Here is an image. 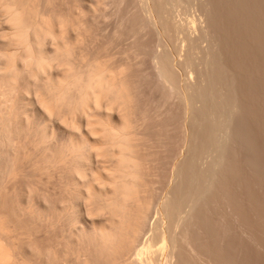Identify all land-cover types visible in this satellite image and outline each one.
Wrapping results in <instances>:
<instances>
[{
  "label": "rangeland",
  "instance_id": "1",
  "mask_svg": "<svg viewBox=\"0 0 264 264\" xmlns=\"http://www.w3.org/2000/svg\"><path fill=\"white\" fill-rule=\"evenodd\" d=\"M15 1L33 20L35 17L38 22H46L40 24L55 27L59 40L73 53L70 60L75 73L87 76L93 69H103L112 74L109 78L117 87L120 85L123 96H128L125 98L129 102L139 195L141 205L148 204L152 221L163 205L174 199L178 173L187 169V161L197 149L191 93L201 86H215L220 93L236 96L239 117L232 123L235 139L228 143L230 157L208 206L198 208L196 216L192 214L185 227L177 230V257L173 263L264 264V0H192L193 5H182L178 0L172 7V31H167L160 21L157 0ZM3 18L0 10V19ZM47 42L53 48L52 42ZM205 59L211 60V66L205 64ZM191 62L195 66H190ZM216 63L223 65L227 73L213 76L217 74ZM104 109L96 111V118L113 114L115 122H121L118 108L110 114ZM33 112L29 120L20 118L18 123L19 148L12 157L15 179L0 183V246L12 250H7L10 255L6 252L12 255L11 263L14 258V264H135L133 249L148 237L143 235L148 229L134 247L128 245L129 237V241L125 237V243L119 242L123 236L108 246L103 244L95 228H110L107 213L92 211L87 215L85 206L89 204L83 205L81 193L77 195L78 178H71L68 166L56 162L67 132L58 129L47 146L41 145L44 121L38 109ZM89 129L86 126L82 131L88 134ZM92 134L88 136L92 141L96 134L100 136L96 133L92 138ZM96 151H92L94 162L88 163H94L96 171L112 168L113 161L103 159L101 154L97 158ZM79 160L73 166L77 167ZM206 160L202 159L201 167L205 168ZM80 164L78 169L86 165L83 168L89 171L90 164ZM102 184H95L97 193H106L107 188H97ZM68 187L79 191L72 189L77 194H71ZM102 192L99 193L104 196Z\"/></svg>",
  "mask_w": 264,
  "mask_h": 264
},
{
  "label": "bare ground",
  "instance_id": "2",
  "mask_svg": "<svg viewBox=\"0 0 264 264\" xmlns=\"http://www.w3.org/2000/svg\"><path fill=\"white\" fill-rule=\"evenodd\" d=\"M214 1L212 0V2ZM239 1L241 2V0H238V2ZM176 2L178 3V0H157L156 11H158L159 14L156 13L160 16V21L167 31H172V24L174 23L171 22V17H174L171 16L174 12L172 10L174 8L172 7H175ZM179 2L182 3V5L192 4V0H179ZM222 3H224V1ZM209 5L211 6V3ZM212 5H215V3ZM215 8H217V6ZM0 10L4 13L3 20L0 19V183H3L7 178L15 179L16 176V166L13 158L19 148L20 141L17 136V130L19 129L18 123L20 118L28 119L29 115L35 113L33 111L38 109L44 121L40 132L41 145L47 146L55 137L58 129H64L68 134L64 149L59 159H56V162L65 164L66 168L68 166L67 170L73 175L71 178H73L74 175L78 178V183L76 182L77 179L75 182L77 183L76 185L80 186H78L80 192L78 193V189L72 188L76 189L77 194L68 187L73 193L71 191L69 192H71V194L76 193L78 196L81 193L79 199H83L85 202L81 200L83 205H86V203L89 204L85 206L87 208V215H89L88 212L90 213L92 211L97 212V214H103V212L107 213L106 215L111 223L108 224L110 228L107 229L108 227L106 226L95 228V233L98 234V237L106 242L103 244L106 245L109 243L110 245V243L112 244V242L115 243L118 239H122L123 236V241L119 242H124V240L126 242L129 237L131 244L128 242V245L134 247L138 237L148 229L147 232L143 234H148V237L145 238L139 246L136 245L137 247H135V249L132 248L135 251L134 256H136L135 264H174V258L177 257V230L185 227V224L188 222L189 218L192 217V214H194L195 211L196 214L198 213V208L207 205L215 188H217L219 176L220 173L222 174L221 171L225 167L226 159L230 157V154H228V143L235 139L232 123L239 117V115H237L238 101L236 96L230 92L227 95H225L226 93L224 92H218V89H215L213 83L212 85L214 88H203V86H201V88L199 87L191 93L193 94V127H197V131H193L195 134L194 142L196 144L194 148L197 149L196 151L194 150L195 153L191 159H188V165L185 164L187 169L184 171L182 168L178 173L179 179L177 180V187L173 193L174 199L169 202L167 201L161 208L156 220L152 221L153 214H151L147 203V207L145 203L141 205L142 199H140L139 195L137 160L135 158L136 156H134V149L131 144V124H129L128 101L126 99L128 96H123L124 93L120 92L122 89L119 90L120 85L117 87V84L115 85V82H112V79L109 78V75L111 76L112 74H106V71L103 69H93L94 72H88L89 74L87 73V76H83L84 74L80 72V75L79 73H75L70 60L73 53L70 47L64 44V41L59 40L61 37L60 35L58 36L55 27L48 24L44 26L42 24L46 22L42 23L43 21L41 20L38 22L35 17L34 20L36 21H34L32 19L33 16L28 14L29 12L26 11V9L20 7L17 1L0 0ZM215 10L216 9H213V11ZM205 11H208V9H205ZM226 17H229V15ZM214 18L216 19V17ZM217 22L218 21L214 23ZM178 28L180 29V27ZM212 28L216 30V27ZM211 34L213 35V33ZM215 38L217 39V36ZM48 40L52 42L53 48L48 47ZM191 41L192 40H189L188 42L191 43ZM193 48H196L194 44ZM189 53L191 52L189 51ZM192 53H194L193 50ZM193 56L194 54L192 57ZM192 57L191 59H187L191 61ZM167 60L165 61L167 62ZM211 60L213 59L211 58ZM211 60H209V62H211ZM209 62L207 59L205 64ZM168 63L169 62H167V64ZM192 64L191 62L190 66ZM216 65L214 70L217 74H213V76H221L223 73H227L226 71L228 70H224L222 67L223 65L220 66L218 63H216ZM167 66L166 68L169 67ZM210 66L209 68H211ZM214 70H212V72ZM203 72L201 74H203ZM102 108L107 109L106 113L109 111V114L114 111V109L118 108L116 111L120 114L119 118H121V122L116 123L113 114L104 118L106 120H104L103 117L101 119L99 117L96 118L98 116L96 115V111H102ZM84 125H86L87 128L90 127L89 130L91 134L99 133L100 138L96 134L98 140L95 137V142L92 141L88 137H91L89 130H86V132H89L88 134H85V132L83 133L82 129H86ZM93 134L92 138L95 136H93ZM94 146L98 148L96 149L97 151L94 149ZM89 147L93 149L91 150ZM92 151H94L93 154H95V151L97 152V158L99 157L98 155L101 154L102 158H109L111 163L113 161L112 168H107V166L104 167V169L107 168L110 171L107 169L104 170L102 167L104 172L99 170V165L97 166V171L94 169L96 167L93 168L94 158H92ZM96 156L94 157L96 158ZM78 158L82 160H79V162L90 164V166H88L89 171L87 168H83L86 165L82 166L83 169H80L81 166L78 169L79 162L76 164L77 167L73 166V163H75V160L78 161ZM202 159L208 160H206L207 167L205 166V168L204 166L201 167L203 165V162L201 164ZM91 161H93L92 165L88 163ZM203 161L205 163V160ZM105 171L108 172L106 177L104 176V173H106ZM90 175L94 177L96 175L97 177H92L93 179H91ZM184 177L186 178L184 179ZM94 179H96V181ZM99 180H101L103 184L99 182ZM75 182L72 184L73 187L76 186ZM95 184H102L101 186L98 185L97 188H107L108 191L105 189L106 193L102 192L104 190H98V193L102 192L105 194L104 196L101 193L98 195L97 190H95ZM80 205L82 204L80 203ZM95 212L91 214L95 216ZM97 214L96 216H98ZM196 214H194V216H196ZM93 216H91V218ZM83 231L85 232L86 230L83 229ZM97 234H95L96 237ZM126 246L127 245H125V247ZM131 246H129L130 249ZM7 250L2 249L0 246V264H14V262H16L13 258L11 263L12 258L10 259L9 257H12V255L8 256L10 253H8ZM11 251L12 250H10V252Z\"/></svg>",
  "mask_w": 264,
  "mask_h": 264
}]
</instances>
